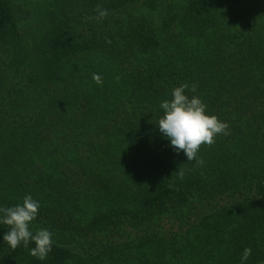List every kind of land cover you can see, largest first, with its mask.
I'll use <instances>...</instances> for the list:
<instances>
[{"label":"trees","instance_id":"16d2710c","mask_svg":"<svg viewBox=\"0 0 264 264\" xmlns=\"http://www.w3.org/2000/svg\"><path fill=\"white\" fill-rule=\"evenodd\" d=\"M194 83L229 126L202 165L157 128ZM28 194L52 250L0 225V264H264V0H0V206Z\"/></svg>","mask_w":264,"mask_h":264},{"label":"clouds","instance_id":"9594fccd","mask_svg":"<svg viewBox=\"0 0 264 264\" xmlns=\"http://www.w3.org/2000/svg\"><path fill=\"white\" fill-rule=\"evenodd\" d=\"M99 18L108 15L107 9H97ZM93 80L102 84L100 74L94 73ZM187 92L193 93L189 96ZM197 85L189 87L182 84L171 91V99L160 102L162 116L158 119V130L168 140L169 146L179 154L181 151L188 161L196 160L202 165L203 161L197 159L202 145H212L215 137L228 134V124L217 116L208 114L207 105L199 95H196ZM183 178V172L179 173ZM41 204L28 194L22 202L11 207L0 206V225H6L7 231L2 236L3 243L11 249L23 246L28 248L31 255L40 260L46 259L53 246V233L47 228L36 231L31 229L36 220ZM29 245H34L29 247ZM252 254L251 248H245L240 264H247Z\"/></svg>","mask_w":264,"mask_h":264},{"label":"rangeland","instance_id":"374dc122","mask_svg":"<svg viewBox=\"0 0 264 264\" xmlns=\"http://www.w3.org/2000/svg\"><path fill=\"white\" fill-rule=\"evenodd\" d=\"M36 10L38 11V9L36 8ZM39 12V11H38Z\"/></svg>","mask_w":264,"mask_h":264}]
</instances>
